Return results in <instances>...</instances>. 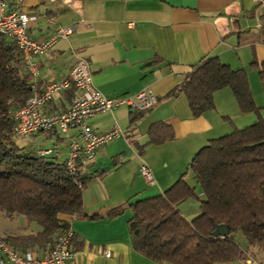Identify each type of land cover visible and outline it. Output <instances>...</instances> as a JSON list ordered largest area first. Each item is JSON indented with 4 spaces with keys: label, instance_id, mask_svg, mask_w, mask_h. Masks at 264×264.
<instances>
[{
    "label": "crops",
    "instance_id": "1",
    "mask_svg": "<svg viewBox=\"0 0 264 264\" xmlns=\"http://www.w3.org/2000/svg\"><path fill=\"white\" fill-rule=\"evenodd\" d=\"M8 2L11 9L37 15L28 30L36 39L48 38L59 25L78 21L69 38L55 42L48 54L34 56L41 87L68 74L77 58L84 57L90 63L95 86L107 96L134 94L145 87L157 95L155 106L145 112L122 106L88 118L91 128L98 132L118 124L127 138L109 141L83 170L89 177L83 193L85 211L101 219L61 216L75 232L72 247L77 252L76 264H173L155 262L134 249L128 224L131 208L115 218L110 215L127 203L164 193L188 170V163L209 139L251 125L259 115L264 120V80L259 72L264 70V27H256V4L253 0ZM212 56L246 71L258 113L240 111L229 87L217 91L215 107L199 116L193 115L183 92H173L195 65ZM74 92V86L65 90L48 110L69 106ZM159 122L169 124L174 137L155 144L148 140L149 129ZM34 133L32 136L39 132ZM41 133L45 135L36 138L37 148H42L41 142L52 141V155L65 161L70 148L61 128ZM142 161L151 167L155 184L141 175ZM185 178L202 196L193 174L188 172ZM178 208L189 220L201 211L196 197L182 201ZM48 245L35 249L42 253ZM259 249L264 248H242L246 260L258 258ZM246 260L225 264H246Z\"/></svg>",
    "mask_w": 264,
    "mask_h": 264
},
{
    "label": "trees",
    "instance_id": "2",
    "mask_svg": "<svg viewBox=\"0 0 264 264\" xmlns=\"http://www.w3.org/2000/svg\"><path fill=\"white\" fill-rule=\"evenodd\" d=\"M22 56L17 43L0 34V210L24 215L41 226L37 232L4 237L25 253L44 248L69 227L62 215L75 214L90 220L102 216L85 211L83 193L89 177L83 170L87 166L79 165L72 175L59 156L40 155L16 143L11 112L32 95L31 75ZM259 72L264 80V70ZM225 87L233 91L240 111L259 112L246 71L234 69L215 56L195 65L173 92H183L193 115L199 116L215 107V93ZM173 137L166 122L155 123L149 129L148 140L152 143L161 144ZM188 164V170L164 193L112 211L110 217L115 218L132 209L128 224L134 249L155 262H240L247 255L234 238L239 231L248 245L264 248L263 118L259 115L251 125L209 139ZM188 172L195 177L202 196L186 180ZM191 197L199 199L201 211L189 220L178 206ZM221 224L230 230L225 237L213 234Z\"/></svg>",
    "mask_w": 264,
    "mask_h": 264
},
{
    "label": "built area",
    "instance_id": "3",
    "mask_svg": "<svg viewBox=\"0 0 264 264\" xmlns=\"http://www.w3.org/2000/svg\"><path fill=\"white\" fill-rule=\"evenodd\" d=\"M51 2L69 3L72 0H49ZM256 4L257 29L264 27V0H253ZM37 15L9 7L8 0H0V34L12 38L20 48L26 68L31 75L32 95L26 103L13 110L11 117L15 123V137L30 136L34 132H45L56 126L64 132L69 155L65 160L68 172L77 173L78 166H88L94 161L98 149L104 147L115 138H127L125 131L118 124L108 130L98 132L91 128L88 118L104 112H113L119 107H127L132 111H147L157 102V95L151 87H145L134 94H124L109 97L99 90L94 82L89 61L78 57L66 75H60L56 80L39 85L40 70L33 58L36 55L48 54L50 48L59 39H67L77 29L78 21L56 27L48 38L36 39L29 34V23ZM74 86L76 92L69 106L62 109L48 110L49 104ZM53 148H39L40 155H51ZM141 175L150 183L155 184L153 171L148 163L142 161L139 165ZM75 214L71 215L74 219ZM70 223V222H69ZM74 230L71 224L61 230L42 253L37 250L22 252L9 244L0 235V264H76V250L72 247ZM220 237H225L221 235ZM260 250L258 258L249 257L246 264H264V249ZM110 255V252H107Z\"/></svg>",
    "mask_w": 264,
    "mask_h": 264
},
{
    "label": "rangeland",
    "instance_id": "4",
    "mask_svg": "<svg viewBox=\"0 0 264 264\" xmlns=\"http://www.w3.org/2000/svg\"><path fill=\"white\" fill-rule=\"evenodd\" d=\"M37 133V132H36ZM34 133V134H36ZM45 133H37L35 136L32 134L26 137H15L16 143L21 147H25L26 149H36L38 147V143L36 142V138H43ZM42 148H53L52 141H45L40 143ZM38 149V148H37ZM62 157L65 156L64 153L61 155ZM41 226L36 221L28 220L24 215L15 214L9 215L0 210V235L3 237L13 236L17 234H24L29 232H35L40 229ZM234 238L236 241L241 245L244 249L248 246L247 240L244 235L239 231L234 234ZM225 264V263H222Z\"/></svg>",
    "mask_w": 264,
    "mask_h": 264
},
{
    "label": "water",
    "instance_id": "5",
    "mask_svg": "<svg viewBox=\"0 0 264 264\" xmlns=\"http://www.w3.org/2000/svg\"><path fill=\"white\" fill-rule=\"evenodd\" d=\"M229 227L228 225L225 224H221V225H217L216 229L214 230L213 234L215 236H221V235H227L229 234Z\"/></svg>",
    "mask_w": 264,
    "mask_h": 264
}]
</instances>
